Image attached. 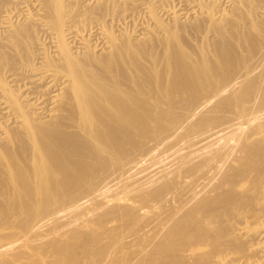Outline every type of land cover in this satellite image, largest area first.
<instances>
[{
	"label": "bare ground",
	"instance_id": "6f19581e",
	"mask_svg": "<svg viewBox=\"0 0 264 264\" xmlns=\"http://www.w3.org/2000/svg\"><path fill=\"white\" fill-rule=\"evenodd\" d=\"M0 264H264V0H0Z\"/></svg>",
	"mask_w": 264,
	"mask_h": 264
},
{
	"label": "rangeland",
	"instance_id": "374dc122",
	"mask_svg": "<svg viewBox=\"0 0 264 264\" xmlns=\"http://www.w3.org/2000/svg\"><path fill=\"white\" fill-rule=\"evenodd\" d=\"M128 26V27H127ZM127 31H132L133 26L131 24L124 26ZM129 29V30H128Z\"/></svg>",
	"mask_w": 264,
	"mask_h": 264
}]
</instances>
